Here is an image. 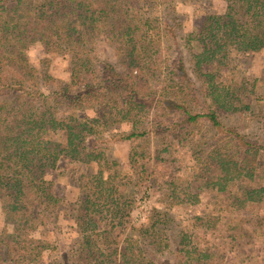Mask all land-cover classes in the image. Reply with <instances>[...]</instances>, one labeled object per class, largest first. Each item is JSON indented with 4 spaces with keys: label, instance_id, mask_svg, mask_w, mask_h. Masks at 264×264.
Instances as JSON below:
<instances>
[{
    "label": "trees",
    "instance_id": "trees-1",
    "mask_svg": "<svg viewBox=\"0 0 264 264\" xmlns=\"http://www.w3.org/2000/svg\"><path fill=\"white\" fill-rule=\"evenodd\" d=\"M185 1L0 0V56L5 66L0 70V204L10 225L0 230V264L35 262L44 249L43 241L31 233L37 230L42 213L60 203L46 174L61 161L97 166L95 173L80 176L76 264H110L104 247L115 244L116 236L117 264H145L138 248L126 252L123 243L128 239L121 238L128 230L137 237L130 238L132 245L147 238L154 248L163 250L157 240L160 210L152 209L139 227H129L134 205L130 188L125 178L120 180L118 169L116 180L114 164L101 143L110 138L136 142L154 134L175 139L182 128L201 120L220 134L224 127L218 114L243 110L235 103L237 89H241L216 86L212 73H202L204 68L224 64L231 52L241 55L264 50V0H223L224 11L204 18L190 34L195 42L192 46L198 50L192 54L195 70L208 85L207 111L192 112L186 108L185 95L180 97L178 91L186 79L181 59L169 67L170 75L178 80L161 79L162 87L154 93L147 83L157 75L161 26L156 28L152 17L162 6ZM98 38L113 44L123 73L109 65H93L91 45ZM35 45L45 55L69 60L67 85L77 88L73 93L69 87L52 93L40 89L36 68L28 59V51ZM60 104L68 108L65 115H59ZM151 108L156 111L147 120L142 113L148 109L149 114ZM89 110L93 116H84ZM112 125H117L116 137H105ZM220 136L223 145L213 151L217 175L204 181L217 199L219 211L192 217L189 229L179 233L180 264H223L226 251L251 238L246 226L249 219L239 215L254 214L264 205V136L250 140L234 129H224ZM229 144L237 152L222 154L221 149ZM128 160L129 168L137 167L133 154L129 153ZM145 161L150 166L142 177L144 182L149 180L145 190L160 192L164 212L165 208L198 202L203 185L198 187L189 180L187 192L175 181L166 159L150 154ZM215 235H219V244L210 239Z\"/></svg>",
    "mask_w": 264,
    "mask_h": 264
},
{
    "label": "rangeland",
    "instance_id": "rangeland-1",
    "mask_svg": "<svg viewBox=\"0 0 264 264\" xmlns=\"http://www.w3.org/2000/svg\"><path fill=\"white\" fill-rule=\"evenodd\" d=\"M224 9L225 2L223 0H188L174 6L167 4L156 11L152 17L153 23L156 28L158 25L161 26V42L157 54L158 70L157 75L151 78L147 84L154 89L155 93L162 87L161 79L178 80L177 76L170 75L169 67L181 59L185 67L186 79L182 80L183 85L178 92L180 97L185 95L186 108L192 112L200 113L207 111L210 104L206 95L208 85L204 84L206 82L203 77V74L208 71L213 74L216 86L219 84L220 87L229 86L231 89L233 87L241 89L240 91L237 89L235 103L243 107V110L230 115L218 114L224 129H234L250 140H262L264 136V50L241 55L231 52L224 59V64L211 66L208 70L203 67V74L195 70L192 54L198 50L192 46L195 42L190 39V34L198 29L204 18L220 14ZM91 48L90 57L93 65L98 68L112 66L116 71L123 73L121 62L112 43L98 38L93 41ZM28 57L30 64L36 68L39 83L42 84L40 89L43 92H58L63 87H69L67 85L70 76L69 60L63 58L62 55H45L39 45H35L28 51ZM4 67V59L0 56V70L4 71ZM75 89L77 88L69 87V91L72 93ZM187 93L188 96H186ZM64 105L58 106L59 115H65L68 108ZM147 110L142 115L148 120L152 118L150 114L156 111V108L149 109V114H147ZM83 115L93 116L90 110ZM166 119L170 120L171 117L166 116ZM119 129L127 130L124 126H120ZM224 129H221V133L218 134L210 128L205 120H201L195 126L182 128V132L175 139H170L165 134H154L136 142H118L116 138L114 140L110 138L105 143L100 142L104 145L108 159L114 164L112 169L116 173V180L118 169L120 180L125 178L128 188H130L129 198L134 205L129 227L130 225L139 227L145 222V218L150 215L152 209L156 208L161 211L160 221L157 222L159 229L157 240L164 245L163 250L159 251L154 248L147 238H140L135 246L132 245L130 238L134 237L132 238L134 241L137 240V237L134 236L135 231L128 230L127 234L121 238L128 239V242L123 243L124 247H128L125 249L126 252L130 253L138 248L145 264L181 263L178 252L179 233L189 229L187 224L192 217L216 215L219 211L217 199L204 183L209 175H217L213 165L215 157L213 151H217L223 145L220 135ZM104 133L105 137L107 135L115 136L117 125L110 126ZM235 151L237 152V149L233 147V144L221 149L222 154L226 152L233 155ZM129 153L138 160L137 167L134 169L129 168ZM150 154H158L159 157L169 162L170 170L175 174V181L181 184L185 191L188 192L189 187L186 186V182L189 180L194 181L198 187L203 185L198 195V202L182 203L180 206L170 209L165 208L164 212L161 208L164 201L160 192L148 187L145 190V187L149 185V180L144 182L142 178L148 167L150 168L148 162L145 161ZM96 171L97 166L93 164L81 165L61 161L55 170L46 174V178L52 182L54 195L61 200L55 208L42 213L37 230L31 233L32 237L40 238L43 241L44 249L35 262L22 264H76L74 250L80 234L75 218L82 194L80 176L90 175ZM104 171L107 173L109 170L106 168ZM199 176L200 179H196ZM242 216L249 219L246 226L252 233L251 238L233 251H226L223 264H264V205L254 214L239 215V217ZM4 227L10 228L9 219L6 210L0 204V230ZM114 235L116 233H113L112 237ZM206 236L209 239L208 234ZM218 237L219 235H215L210 239L219 244ZM115 241L116 243L109 248L104 247L103 254L110 264H117V236Z\"/></svg>",
    "mask_w": 264,
    "mask_h": 264
}]
</instances>
